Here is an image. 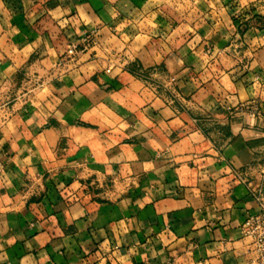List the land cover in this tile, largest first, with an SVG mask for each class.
I'll return each instance as SVG.
<instances>
[{
	"label": "crops",
	"instance_id": "obj_1",
	"mask_svg": "<svg viewBox=\"0 0 264 264\" xmlns=\"http://www.w3.org/2000/svg\"><path fill=\"white\" fill-rule=\"evenodd\" d=\"M22 80L0 264H258L264 0H0V86ZM249 102L262 121L229 119Z\"/></svg>",
	"mask_w": 264,
	"mask_h": 264
},
{
	"label": "built area",
	"instance_id": "obj_2",
	"mask_svg": "<svg viewBox=\"0 0 264 264\" xmlns=\"http://www.w3.org/2000/svg\"><path fill=\"white\" fill-rule=\"evenodd\" d=\"M96 34L91 33L85 36L80 42L70 44L68 46L65 58L73 60L80 53L88 51L96 46ZM64 60L59 63V66L64 64ZM110 71H108L109 73ZM175 82V80H173ZM229 119L241 116L252 122L262 121V112L258 104L255 102L242 103L236 108H227ZM260 212L250 215L242 226V235L250 240L252 250L256 254L258 264H264V199L258 198Z\"/></svg>",
	"mask_w": 264,
	"mask_h": 264
},
{
	"label": "rangeland",
	"instance_id": "obj_3",
	"mask_svg": "<svg viewBox=\"0 0 264 264\" xmlns=\"http://www.w3.org/2000/svg\"><path fill=\"white\" fill-rule=\"evenodd\" d=\"M36 88L29 80L0 86V132L5 128V123L22 110Z\"/></svg>",
	"mask_w": 264,
	"mask_h": 264
}]
</instances>
